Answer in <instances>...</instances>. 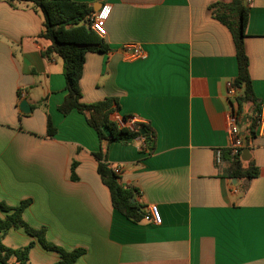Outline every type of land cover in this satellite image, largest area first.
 Listing matches in <instances>:
<instances>
[{"label": "crops", "instance_id": "obj_1", "mask_svg": "<svg viewBox=\"0 0 264 264\" xmlns=\"http://www.w3.org/2000/svg\"><path fill=\"white\" fill-rule=\"evenodd\" d=\"M72 1L91 13L103 3L111 8L98 36L106 51L85 53L80 101L115 98L112 121L143 123L154 135L151 151L142 137L106 147V164L119 166L120 186L135 190L142 219L133 223L113 209L96 172L95 131L77 111L57 109L66 94L62 60L41 54L50 42L39 37L40 12L7 0H0V202L29 200L27 225L44 228L46 240L62 250L83 249L73 264H264V124L248 134V104L238 114L237 157L250 178L225 177L226 118L236 111L226 83L238 66L231 34L209 10L219 0ZM245 6L243 52L264 118V0ZM132 45L145 57L127 59L124 46ZM23 99L28 114L18 108ZM150 205L160 224L144 218ZM29 242L28 264L59 260L22 229L2 239L12 249Z\"/></svg>", "mask_w": 264, "mask_h": 264}, {"label": "trees", "instance_id": "obj_2", "mask_svg": "<svg viewBox=\"0 0 264 264\" xmlns=\"http://www.w3.org/2000/svg\"><path fill=\"white\" fill-rule=\"evenodd\" d=\"M219 0L209 5L212 17L223 24L231 34L238 73L234 79V85L239 88L240 94L233 103L239 114L244 105L251 106L248 134L253 136L256 126V118L260 113V101L254 97L251 82L248 76V61L243 49L244 28L247 21L248 8L243 0ZM10 6L15 3H30L42 16V31L40 38L50 42V46L43 49L41 54L45 58L55 55L62 60V74L65 82V96L58 106L62 115H67L75 110L80 113L85 122L91 127L100 142V148L93 153L97 162L96 172L110 195L113 209L122 214L127 220L137 223L141 221L143 212L135 202V190L124 188L118 183V176L112 168L106 164V147L109 143H130L136 138L142 137L148 150H152L154 135L148 125L132 122L131 126H119L110 119L112 113L119 109L115 98H104L92 103H82L79 89V78L82 73L84 56L87 52L106 51L102 40L83 21L91 13V8L85 4L72 0H7ZM247 117V116H246ZM125 124L130 122V117H122ZM143 130V133L140 132ZM54 129L50 121L47 122V135L52 136ZM224 152H222L223 154ZM226 155H230L228 152ZM223 156V155H222ZM238 157H228L229 168L225 177L237 179L239 177L250 178V175L241 169ZM75 164H71V178H74ZM29 205V200L21 201L16 206H7L0 202V211L4 216L0 217V263L1 264H28V253L33 242L26 246L12 249L3 245L2 239L11 229H22L27 235L36 239L37 243L45 250L54 251L59 255V260L54 264H73L84 251L75 249L65 251L62 248L48 242L45 238V229H34L22 219V213Z\"/></svg>", "mask_w": 264, "mask_h": 264}, {"label": "built area", "instance_id": "obj_3", "mask_svg": "<svg viewBox=\"0 0 264 264\" xmlns=\"http://www.w3.org/2000/svg\"><path fill=\"white\" fill-rule=\"evenodd\" d=\"M245 5H249L252 0H243ZM110 6L108 4L103 3L101 7L89 15L83 21L85 26H88L97 36L103 37L105 35V22L110 14ZM83 25V26H84ZM124 49L128 52L127 59H142L145 57V54L138 46H124ZM239 88L234 85L233 82L226 83V98L234 100L236 96L239 95ZM227 131L230 135V144L228 147L230 156L236 157L239 155L240 150L242 148V140L240 136L239 130V115L237 112L232 111L227 114ZM264 124V118L260 114L256 118L257 127L262 126ZM220 161V152H216L215 154V162ZM114 174L119 173V166H115L112 168ZM148 214L145 215L146 220H151L154 224H160L161 215L157 209V206L150 205L147 206Z\"/></svg>", "mask_w": 264, "mask_h": 264}, {"label": "water", "instance_id": "obj_4", "mask_svg": "<svg viewBox=\"0 0 264 264\" xmlns=\"http://www.w3.org/2000/svg\"><path fill=\"white\" fill-rule=\"evenodd\" d=\"M18 108L23 114H28L30 112L29 105L26 100H21L18 104ZM141 133H143V130H140ZM242 160H244L243 157H241Z\"/></svg>", "mask_w": 264, "mask_h": 264}, {"label": "rangeland", "instance_id": "obj_5", "mask_svg": "<svg viewBox=\"0 0 264 264\" xmlns=\"http://www.w3.org/2000/svg\"><path fill=\"white\" fill-rule=\"evenodd\" d=\"M85 26V25H84ZM85 27H87V26H85Z\"/></svg>", "mask_w": 264, "mask_h": 264}]
</instances>
